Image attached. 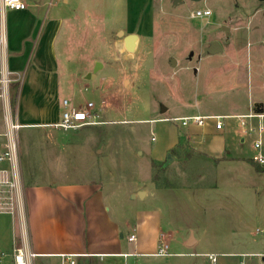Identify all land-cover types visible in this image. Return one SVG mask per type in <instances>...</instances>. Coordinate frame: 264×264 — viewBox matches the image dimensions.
<instances>
[{
	"label": "rangeland",
	"instance_id": "obj_1",
	"mask_svg": "<svg viewBox=\"0 0 264 264\" xmlns=\"http://www.w3.org/2000/svg\"><path fill=\"white\" fill-rule=\"evenodd\" d=\"M146 3L131 0V7L141 15L147 5L152 6L153 20L149 18L145 24L149 31L153 23L151 35L127 28L129 0H106L104 13L89 12V26L79 41L70 42L73 49L58 51L59 103L62 106L68 100L81 108L92 103L103 123L67 131L49 126L16 131L19 185L95 186L102 193L108 217L123 224V242L132 253L126 264H238L241 260L249 264L250 258L239 256L264 253V165L257 171L250 162L258 154L264 158V116L245 120L243 142L237 133L240 122L224 120L231 126L224 138H208L203 140L207 146H199L202 152L208 148L223 158L215 161L191 149L187 154L185 147L167 150L176 138V124L157 119L191 112L244 114L248 96L249 101L264 99V46L259 66L254 46L249 50L250 79L247 83L240 78V85L224 77V68L218 67L230 59L226 52L198 58V43L208 31L214 29L220 44L224 43L235 16L245 27L247 14L249 26L259 27L250 43L264 39V14L252 16L255 3L246 9V0ZM196 10H210L211 16L194 18ZM128 35L140 37L132 52L123 45ZM239 47L240 58L245 60L244 38ZM212 66L217 74L210 72ZM88 74L94 78H87ZM15 99H10L12 111ZM34 102L39 101H27V111H34ZM259 125L263 129L260 137ZM259 139L261 146L256 150ZM167 153L175 161L164 166ZM11 180L2 173L0 264H14L17 222L10 213L14 201ZM138 192L145 196L139 198ZM145 212L159 214L162 244L168 247L166 257L137 255L135 242H127L135 221ZM149 238L147 234V241ZM190 238L196 241L191 246L187 245ZM208 255L215 256L216 262ZM253 262L264 264L260 259Z\"/></svg>",
	"mask_w": 264,
	"mask_h": 264
},
{
	"label": "crops",
	"instance_id": "obj_2",
	"mask_svg": "<svg viewBox=\"0 0 264 264\" xmlns=\"http://www.w3.org/2000/svg\"><path fill=\"white\" fill-rule=\"evenodd\" d=\"M23 1L26 8L21 11H14L4 9L0 0V79L7 78L8 80L7 84L3 86L0 84V152L5 150L7 146V125L9 122L21 125L20 129H22L25 127H50L51 124L59 121L62 106L57 97L59 90L58 51L73 49L69 46L70 42L79 41L77 38L89 26V12L95 11L98 15L100 12L104 13L103 9L106 4V0ZM144 1L145 3L151 2V0ZM187 1L194 5L204 0ZM246 1V9H251L252 5L250 4L255 3L252 16L259 12L264 14L263 1ZM174 4H176V0ZM150 7L149 9L147 5L140 15L135 11V8L131 7V0H129L127 7L129 10L126 17L127 28L132 29L131 32L139 29V34H152L153 23L149 24L150 28L152 27L149 31L145 26L147 19L153 20L152 6ZM248 16L245 14V27L241 26L244 21L239 23V16L231 19L229 35L223 40L224 43L220 44L214 29L209 30L205 39L201 42L199 40L200 43H198L199 50H201L198 56L200 59L204 58L202 57L203 51L211 42H217L221 51L207 56H215L224 52L227 54V59L231 56L229 60H224L225 64L222 62L220 66H217L224 68V77L239 85L241 84L240 78L243 77L245 82H249L252 67L249 50L253 46L256 59H258L255 63L257 66L262 64L261 46H264V39L253 43L249 42L252 35L260 30L257 26L253 28L249 26V23L246 22ZM211 21H207V24H212ZM243 38L245 39V60L240 58L241 48L239 44ZM139 39L140 37L137 36L136 41ZM136 41L134 49L137 46ZM123 45L125 46L124 41ZM213 66L210 72L217 74V68H213ZM13 97H16L17 100L15 111L11 109L10 99ZM30 100L39 101L34 102V111L33 109L29 111L26 109L27 101ZM258 103L264 104V99L253 98L249 101L248 96L245 106L247 111L244 114L226 115L191 112L183 113L180 116L157 119L171 124L172 122L166 121V119L188 116L224 117L222 119L223 126L220 130L215 128L213 122H207L202 127L194 125L182 127L176 124V138L172 142L173 144L166 149L185 147L186 150L184 151L187 154V151L191 149L197 153H202V157L209 160L223 159L208 148L202 152L199 146H207L203 140L208 138H224L225 132L230 131L228 128H231L230 124H225L224 120L232 119L240 122L237 133L242 135L241 141L243 142V135L246 133L245 120L260 119L247 117L249 115L264 116V114L256 113L255 105ZM166 110L161 113L165 114ZM171 125L174 126V123ZM250 129L252 128H249V131ZM235 160L238 161L240 158H235ZM174 161L175 158L172 162ZM256 165L261 169L263 168L262 165ZM2 173L11 176L8 163H0V178ZM144 196L145 193L141 198ZM134 197L132 196V198ZM102 199L103 196L99 189L81 183L65 185H58L55 182L17 184L16 191L13 193L14 201L11 202L10 208V213L14 214L17 222V232L15 235L13 233V248L15 245L29 248L36 254L34 264H69L67 260L69 256L74 264H126V260L132 253L123 242L124 235L121 232L124 228L123 224L112 217H108L106 214L108 208L103 205ZM131 234L135 236V240L131 241L135 242L134 253L153 256L161 238L158 212L151 215L149 212L143 213L142 218L135 221L131 232L128 233L127 242H130L128 237ZM147 234L150 237L148 241L146 239ZM194 243L196 241L192 239L189 246ZM147 248L149 252L146 251ZM257 254L264 253L251 251L242 255L254 256ZM253 260L254 258L249 259L247 263L254 264Z\"/></svg>",
	"mask_w": 264,
	"mask_h": 264
},
{
	"label": "built area",
	"instance_id": "obj_3",
	"mask_svg": "<svg viewBox=\"0 0 264 264\" xmlns=\"http://www.w3.org/2000/svg\"><path fill=\"white\" fill-rule=\"evenodd\" d=\"M2 7L6 10H14V11H21L26 8V4L23 0H1ZM211 12L210 10H196L193 17L195 18H204L207 16H210ZM8 83L7 78H1L0 84L3 86ZM101 105H104V102L101 103ZM252 117H258L261 118L262 115H249L247 118ZM99 116L94 110V106L92 103H87L84 108L81 107H75L73 106L68 100L62 101V112L60 115V119L58 122L51 124L50 127H53L55 129H61L63 131H67L70 129H78L84 126H90V125H99L103 122L98 120ZM222 119L224 117L222 116H188L184 118H173V119H166V121L172 122L174 124H178L182 127L187 126H197L202 127L207 122H213L214 126L217 130H220L223 126ZM22 126L17 123H10L7 125L8 128V141L6 149L0 152V163H8L10 166V172L12 180L9 183V187L12 188V193L16 191V186L19 184V170H18V163H17V155H16V143L14 141V133L19 130ZM250 131L254 132V129H250ZM259 137L262 134V127L259 125L256 129ZM154 140V138H152ZM261 146V140L259 139L254 144V148L256 150H259ZM252 161L259 165H264V158L258 154L252 157ZM135 236L131 234L128 237V241H134ZM163 237L161 236L159 240V244L157 247L156 252L153 254L154 256L158 257H166L168 256V247L166 244H162ZM12 257H13V263L14 264H34V260L36 258V254L33 253L29 248L25 246L15 247L12 250ZM208 259L212 262H216V257L213 255H208ZM241 258H254V259H260L262 262H264V254H257L254 256H245L241 255L239 256ZM69 261V264H74V261L69 256L67 258ZM238 264H246L244 260H241Z\"/></svg>",
	"mask_w": 264,
	"mask_h": 264
},
{
	"label": "water",
	"instance_id": "obj_4",
	"mask_svg": "<svg viewBox=\"0 0 264 264\" xmlns=\"http://www.w3.org/2000/svg\"><path fill=\"white\" fill-rule=\"evenodd\" d=\"M171 1H174L175 0H171ZM177 1V0H176ZM192 1H200V0H192ZM264 2V0H261ZM137 40V35H128L124 38V42H125V48L128 52H132L133 49H134V42ZM221 49L219 47V44L217 42H211L209 44V46L207 48L204 49L203 51V54H202V57H205L207 55H213V54H216L217 52H220ZM172 63H175L174 60L171 61ZM97 66L99 67V64H97ZM94 69L95 71L97 70V67ZM94 71V72H95ZM87 78H94V75L92 74H88L87 75ZM255 110H256V113L258 114H264V104H256L255 105ZM174 160V157L171 156L170 154H167L166 156V160H165V163H164V166L170 164L172 161ZM138 196L141 198L143 196V193L140 192L138 194ZM192 243V239H190V241L188 242V245Z\"/></svg>",
	"mask_w": 264,
	"mask_h": 264
},
{
	"label": "trees",
	"instance_id": "obj_5",
	"mask_svg": "<svg viewBox=\"0 0 264 264\" xmlns=\"http://www.w3.org/2000/svg\"><path fill=\"white\" fill-rule=\"evenodd\" d=\"M15 101H16V99L12 102V106L14 107V105H15ZM252 164H254V167L256 168V170L257 171H260L261 170V168H259V167H257L258 165H256V163H254L253 161H250Z\"/></svg>",
	"mask_w": 264,
	"mask_h": 264
},
{
	"label": "bare ground",
	"instance_id": "obj_6",
	"mask_svg": "<svg viewBox=\"0 0 264 264\" xmlns=\"http://www.w3.org/2000/svg\"><path fill=\"white\" fill-rule=\"evenodd\" d=\"M134 44V43H133Z\"/></svg>",
	"mask_w": 264,
	"mask_h": 264
}]
</instances>
